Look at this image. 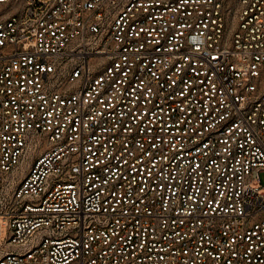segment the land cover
I'll return each instance as SVG.
<instances>
[{"label": "built area", "instance_id": "1", "mask_svg": "<svg viewBox=\"0 0 264 264\" xmlns=\"http://www.w3.org/2000/svg\"><path fill=\"white\" fill-rule=\"evenodd\" d=\"M0 264H264V0H0Z\"/></svg>", "mask_w": 264, "mask_h": 264}]
</instances>
